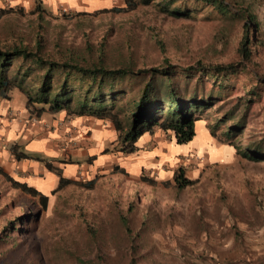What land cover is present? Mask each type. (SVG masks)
<instances>
[{"label": "rangeland", "instance_id": "rangeland-1", "mask_svg": "<svg viewBox=\"0 0 264 264\" xmlns=\"http://www.w3.org/2000/svg\"><path fill=\"white\" fill-rule=\"evenodd\" d=\"M159 1L139 3L129 11L102 8L74 17L52 16L46 11L38 18L28 14L4 16L0 19V47L18 41L32 49L39 40L40 55L51 60L80 55L85 46L95 54L101 47L110 62L131 57L139 68L154 67L164 61L184 65L233 57L239 32L237 22L226 21L202 7L189 11L190 15H169L160 11ZM233 1L238 2L233 8H238L250 0ZM122 5L123 0L113 1V6ZM254 13L264 30V0L255 2ZM224 28L228 45L221 54L210 44ZM259 65L264 70V50ZM15 68L11 67L10 75ZM238 92L236 85L226 88L217 100ZM197 115V136L183 155L166 154L165 149L163 160L143 165L151 169L160 163L159 170L166 176L171 173L165 185L156 181L149 185L140 180V174L153 178L152 169L129 173L125 162L134 153H117L113 163L120 170L112 169L113 166L95 171L91 168L87 176L84 173L82 178L76 175L71 179L77 183L53 193L37 189L45 196L44 201L12 187L0 175V230L8 225L17 226L14 242L18 243L17 252L5 261L12 263L17 257L18 264H56L50 250L58 244L87 251L88 257L99 250L117 264H124L125 258L118 254L127 249L130 241L121 230L122 216L132 232L144 221L145 232L135 244L139 252L150 250L153 245L157 251L153 255L163 264H190L199 254L215 264L264 261V160H248L236 155L234 149L235 145L242 146L262 136L264 101L252 103L247 122L234 135H226L220 127L214 129L213 135L208 133L215 119L222 115L217 104ZM152 137L147 149L158 141L174 143L170 132L155 129ZM203 144L208 149L198 151L197 147ZM179 166L192 183L176 191L171 176ZM24 173L31 172L26 169ZM10 177L22 180L13 173ZM92 178L91 188L78 185ZM86 228L96 234L91 253L83 248ZM22 251L27 253L26 260L20 258Z\"/></svg>", "mask_w": 264, "mask_h": 264}, {"label": "trees", "instance_id": "trees-1", "mask_svg": "<svg viewBox=\"0 0 264 264\" xmlns=\"http://www.w3.org/2000/svg\"><path fill=\"white\" fill-rule=\"evenodd\" d=\"M148 1L123 0L122 6H112L106 10L129 11L139 3ZM257 1L250 0L247 5H238V8H233V5L238 4L233 0H161L158 3L160 11L169 15H190L189 11L202 7L216 12L226 21L237 22L239 32L233 46V57L228 60H196L184 65L164 61L154 67L139 68L131 57L110 62L105 53L100 51L101 47L94 54L85 46V52L80 55L57 57L54 60L40 55L39 40L32 49L18 41L0 47V98H8L9 93L17 89L24 96L26 105L34 107L36 114L64 111L67 115L108 119L116 132L114 148L123 155L134 152L137 139L144 132L151 135L155 129L170 132L176 144L188 143L194 136L195 122L199 116L197 113L208 110L213 104H217L222 115L215 119L208 133L213 135L214 129L220 127L226 135H234L247 122L252 103L264 101V70L259 65L264 50V30L254 13ZM35 10L41 8L36 5ZM8 12L10 10L0 8V18ZM227 34L226 28L221 29L210 44L221 50V54L228 45ZM156 43L162 47L159 40ZM14 65L17 68L10 75ZM234 85L239 88L237 94L217 100L226 88ZM234 149L235 154L243 158L263 161L264 132L256 140L242 146L235 145ZM108 150L104 148L103 151ZM7 151L16 161L31 159L43 163L48 170L52 169L45 158L23 152L16 142H11ZM112 169L120 170L117 164ZM54 173L58 182L52 193L68 184L77 183L61 177L59 170ZM0 175L12 187L44 201L45 196L39 191L24 182L13 180L1 167ZM171 178V185L176 191L192 183V180L185 178L182 166L173 171ZM140 180L149 185L155 183L154 178L144 174H140ZM93 182L94 178L78 182V185L89 189ZM161 183L165 185L169 181ZM120 221L121 230L130 241L127 249L120 250L118 254L119 258H125L124 264H163L153 255L157 252L153 245L150 250L139 252L135 244L145 232L144 221L135 232L127 226L125 217L122 216ZM16 229L17 226L8 225L0 230V264L19 262L17 257L12 263L5 261L11 253L17 252L18 243L14 242ZM95 239V231L86 228L83 248L91 253L92 241ZM50 252L56 264H117L116 260L112 261L99 250L88 257L87 251L67 249L56 244ZM204 257L199 254L190 264H215ZM20 258L26 260L27 253L22 251ZM255 264H264V261Z\"/></svg>", "mask_w": 264, "mask_h": 264}, {"label": "crops", "instance_id": "crops-1", "mask_svg": "<svg viewBox=\"0 0 264 264\" xmlns=\"http://www.w3.org/2000/svg\"><path fill=\"white\" fill-rule=\"evenodd\" d=\"M113 1L0 0V8L10 10L0 19L4 16L22 14L38 18L44 11L52 16H61V13H64L66 14L64 17H74L78 16L75 15L76 13H89L102 8H110L113 6ZM36 5L42 11L35 10ZM38 12H41L40 15ZM33 108L31 105H26L24 96L17 89H13L8 98H0V167L9 176L11 173L14 176L19 175L22 178L19 182H24L27 186L39 191H43L41 189L52 190L58 182L55 170H59L61 177L71 180L76 178V175L82 178L85 173L87 176L91 168L95 171L110 168L116 164L113 162L117 160V153L120 152L114 148L116 132L108 119L67 115L64 111L55 113L43 111L36 114ZM197 127L195 135L186 144L158 141L156 144L151 143L148 149L149 141L153 140V133L150 135L144 132L137 139L136 150L132 152L134 156L125 162V167L132 174L141 169H152L154 174L151 172L150 175H153L156 182L168 180L171 173L166 176L162 170H159L157 167L160 163H157V167L152 165L151 169L149 166L148 169L144 168L143 165L158 162L159 159L163 160L166 157L163 153L165 149L166 154L183 155L187 145L196 138ZM11 142H16L19 149L25 153L45 158L52 169L48 170L43 163L31 159L14 160L7 151ZM206 145L197 147L198 151L202 149L206 151L208 149ZM142 147L143 149H140ZM104 148L109 150L104 152ZM89 158L92 159L91 164H87ZM26 169L31 173L25 174Z\"/></svg>", "mask_w": 264, "mask_h": 264}]
</instances>
